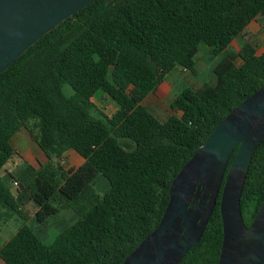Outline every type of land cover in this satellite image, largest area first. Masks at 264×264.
<instances>
[{
	"label": "trees",
	"instance_id": "trees-1",
	"mask_svg": "<svg viewBox=\"0 0 264 264\" xmlns=\"http://www.w3.org/2000/svg\"><path fill=\"white\" fill-rule=\"evenodd\" d=\"M260 15L264 0H97L3 72L0 172L16 153L12 139L23 128L48 161L19 176L9 173L16 192L0 175V208L9 217H25L22 205L31 200L40 223L65 208L79 215L51 244L28 225L20 227L0 246L5 264H122L159 224L182 166L264 83V50L246 41L236 53L228 51ZM203 45L218 58L215 80L184 86L170 104L174 113L160 120L146 98L176 67L196 74L195 56ZM66 83L74 89L71 96L64 93ZM98 90L117 104L112 115L95 103ZM69 150L85 159L76 169L60 162ZM100 174L108 183L103 193L93 187ZM221 194L200 241L179 264L218 263ZM263 202L264 140L241 197L247 225Z\"/></svg>",
	"mask_w": 264,
	"mask_h": 264
},
{
	"label": "water",
	"instance_id": "water-1",
	"mask_svg": "<svg viewBox=\"0 0 264 264\" xmlns=\"http://www.w3.org/2000/svg\"><path fill=\"white\" fill-rule=\"evenodd\" d=\"M95 1L0 0V75L45 35ZM263 140L264 83L216 125L182 166L171 183L159 224L122 264H179L200 241L221 189L223 243L217 264H264V202L250 225L241 208L250 164Z\"/></svg>",
	"mask_w": 264,
	"mask_h": 264
},
{
	"label": "rangeland",
	"instance_id": "rangeland-1",
	"mask_svg": "<svg viewBox=\"0 0 264 264\" xmlns=\"http://www.w3.org/2000/svg\"><path fill=\"white\" fill-rule=\"evenodd\" d=\"M246 41H251L257 45L259 53L264 50L263 15L258 16L256 20H253L249 24L241 35V38H239V40L236 39L229 46L228 51L236 53L239 51L241 44ZM217 59L218 58L215 56L211 57L206 50H202V53L198 58L197 73L185 74L181 72L177 76L171 74L169 78L170 83L165 90L166 92L163 91L161 95L155 94L147 98L145 100L146 106L157 118L162 121L166 120L174 113L170 107L174 94L178 93L184 86L198 87L204 82H213L215 80L212 67ZM63 90L67 96L74 94V89L68 83L64 84ZM94 96L95 103L105 113L112 115L116 111L114 100L102 90H98ZM12 142L15 146L16 153L0 172V175L4 182L10 186L11 190L16 192L18 185L14 183V179L9 173L19 176L26 167H32L33 165L39 166V164L47 162V157L42 154L41 148L25 128L13 137ZM55 159L56 158L54 157V160ZM73 162L75 165L78 164L75 160H73ZM65 165L66 167L70 165L67 159ZM93 187L100 193H103L107 189L108 183L102 174H100L97 180L93 183ZM55 204L60 206L58 201H56ZM36 208L37 207L33 201L27 200L22 205L25 217L17 213L9 217L6 214V209L0 208V246L8 240L9 235L12 237L19 228L24 225L31 227L45 243L51 244L62 230L73 224L79 218V215L74 210L71 208H65L56 216L51 217L47 222L40 223L35 219ZM0 264H5L1 257Z\"/></svg>",
	"mask_w": 264,
	"mask_h": 264
},
{
	"label": "crops",
	"instance_id": "crops-1",
	"mask_svg": "<svg viewBox=\"0 0 264 264\" xmlns=\"http://www.w3.org/2000/svg\"><path fill=\"white\" fill-rule=\"evenodd\" d=\"M239 38H241V36L238 37V40ZM202 50H206V52L208 54H210L211 57L215 56L212 54L211 52V49L208 45H203L199 52L197 53V55L195 56V60H196V64H195V68H196V73L198 71V58L200 57L201 53H202ZM259 52V51H258ZM213 55V56H212ZM216 57V56H215ZM185 73V74H188V73H192L191 71L185 69V68H182V67H176L171 73H169L165 80L159 85V87L157 88V90L154 92V93H151L147 98L151 97L152 95H155V94H158V95H161V93L163 91H165L167 89V86L169 85L170 83V76L171 74H174L175 76H177L179 73ZM166 92V91H165ZM164 92V93H165ZM163 93V94H164ZM162 94V95H163ZM146 98V99H147ZM115 106L117 108V104L115 103ZM22 130V129H21ZM20 130V131H21ZM42 150V149H41ZM42 154H44L46 157L47 155L44 153V151L42 150ZM66 159L68 160V163L70 165H68V167H66L65 165V162H66ZM59 160V159H56V161ZM73 160L76 161V163H78L77 165H75V163L73 162ZM48 161V157H47V160ZM85 161V159L79 154L77 153L75 150H69L67 153H66V156L62 159H60V162L63 164V166L66 168V169H76L77 167H79L83 162ZM44 162V161H43ZM40 165V164H39ZM34 166V165H33ZM35 167H38V166H35ZM69 214V213H68ZM71 214V213H70ZM11 237V235H9V238ZM8 238V240H9Z\"/></svg>",
	"mask_w": 264,
	"mask_h": 264
},
{
	"label": "built area",
	"instance_id": "built-area-1",
	"mask_svg": "<svg viewBox=\"0 0 264 264\" xmlns=\"http://www.w3.org/2000/svg\"><path fill=\"white\" fill-rule=\"evenodd\" d=\"M17 183V182H16Z\"/></svg>",
	"mask_w": 264,
	"mask_h": 264
}]
</instances>
